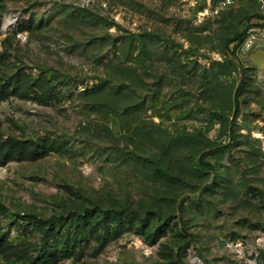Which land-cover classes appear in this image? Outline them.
<instances>
[{"label": "rangeland", "instance_id": "obj_1", "mask_svg": "<svg viewBox=\"0 0 264 264\" xmlns=\"http://www.w3.org/2000/svg\"><path fill=\"white\" fill-rule=\"evenodd\" d=\"M216 4L0 0V146L39 148L0 157V264L46 230L55 264H264V2Z\"/></svg>", "mask_w": 264, "mask_h": 264}, {"label": "trees", "instance_id": "obj_2", "mask_svg": "<svg viewBox=\"0 0 264 264\" xmlns=\"http://www.w3.org/2000/svg\"><path fill=\"white\" fill-rule=\"evenodd\" d=\"M218 1V0H217ZM258 19L264 20V15L258 14L255 16ZM246 37V33L245 32H241V33H236L235 36L228 38L226 40L225 46L228 49V51L232 52L233 50H231V46L232 49L233 47H235L238 43L243 42V40ZM40 81V80H39ZM48 80L43 79L40 84H37L38 89L40 90V95H42V97L44 98L49 97V95L53 94V88L54 86L49 85L47 82ZM102 83H99V85L94 86L93 88H90V92L92 93H99L100 91H102L104 88L101 86ZM243 84L244 81H241L240 84L237 86V89L235 91L234 94V112L232 115V119H231V124H230V133H231V138L232 140H234V133H235V128L234 125L237 121V118L239 117L240 113H241V93H242V89H243ZM46 85V86H45ZM29 89L30 86L28 87ZM33 89V88H32ZM37 91V90H35ZM124 91L123 88H120V90H117L116 92L118 94H121ZM6 146H0V157L3 158H25V157H32L35 158L37 155H39V148H38V144H36V146H33L32 144L27 145L24 142H19V141H14L11 142L5 152L3 153V149ZM44 147V146H43ZM28 153V154H27ZM28 155V156H27ZM203 157L204 155L202 154L201 158H200V164L202 166H206L209 167L211 169H213L214 167L209 164L208 162L203 161ZM4 208L2 206H0V211L3 212ZM32 221L34 223H36L37 225H40V221L36 219L35 217H32ZM45 236H46V240L44 241V246L41 247L38 251H36V254L33 257L30 258H26L27 260V264H55L58 261V253L56 252V254L54 256H50L52 255V253L49 255L48 251H52V249L54 248V245L50 244V239H51V233H48V230L45 231Z\"/></svg>", "mask_w": 264, "mask_h": 264}, {"label": "built area", "instance_id": "obj_3", "mask_svg": "<svg viewBox=\"0 0 264 264\" xmlns=\"http://www.w3.org/2000/svg\"><path fill=\"white\" fill-rule=\"evenodd\" d=\"M260 1L264 2V0H260ZM235 4H236V0H218L216 6L213 7L212 11L215 15H219L221 11L233 7ZM256 40H257L256 35L252 33V30H250L243 45L246 49H251L253 48Z\"/></svg>", "mask_w": 264, "mask_h": 264}]
</instances>
